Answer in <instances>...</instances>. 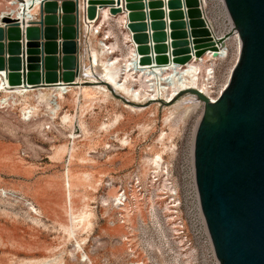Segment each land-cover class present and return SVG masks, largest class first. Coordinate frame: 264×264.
Masks as SVG:
<instances>
[{
	"label": "rangeland",
	"instance_id": "374dc122",
	"mask_svg": "<svg viewBox=\"0 0 264 264\" xmlns=\"http://www.w3.org/2000/svg\"><path fill=\"white\" fill-rule=\"evenodd\" d=\"M7 5L8 0H0V11ZM209 17L221 33L215 10ZM125 32L122 23L109 19L97 40L109 36L107 40L118 45L115 55L122 57L127 50ZM201 57V78L206 77V68H214L210 84L212 95L218 97L236 64V51L226 58ZM92 95L96 98L84 102L81 94L77 106L70 92L65 93L54 122L42 107L34 119L24 117L21 98L15 105L0 106V189L20 191L42 212L38 217L0 191V264H216L213 256L203 258L189 245L180 214L164 210L166 204L172 210L169 185L192 151L204 107L190 112L184 121L165 123L164 107L176 100L166 105L147 101L142 110H133L123 108L118 96ZM65 113L73 116L72 122L62 121ZM117 115L122 116L120 122L112 126ZM104 124L111 127L106 130ZM162 131L171 137L160 142ZM61 145L76 151L71 165L75 212H91L90 225L77 228L74 237L68 232L62 178L68 157L64 153L52 158ZM157 153L163 157L164 170L152 172L150 159ZM121 193L126 196L124 209L111 204L113 196ZM75 240L82 250H74ZM83 253L90 260L84 261Z\"/></svg>",
	"mask_w": 264,
	"mask_h": 264
},
{
	"label": "water",
	"instance_id": "95a60500",
	"mask_svg": "<svg viewBox=\"0 0 264 264\" xmlns=\"http://www.w3.org/2000/svg\"><path fill=\"white\" fill-rule=\"evenodd\" d=\"M38 19L1 17L0 73L10 87L75 84L81 71L78 0H38ZM242 48L229 82L204 109L194 135L202 210L220 264H264V0H225ZM87 17L127 10L142 63L191 58L189 39L215 49L198 0H87ZM21 24L23 29L21 28ZM167 28L169 32H167ZM169 43V44H168ZM216 55V53L214 54Z\"/></svg>",
	"mask_w": 264,
	"mask_h": 264
},
{
	"label": "bare ground",
	"instance_id": "6f19581e",
	"mask_svg": "<svg viewBox=\"0 0 264 264\" xmlns=\"http://www.w3.org/2000/svg\"><path fill=\"white\" fill-rule=\"evenodd\" d=\"M184 1V0H182ZM39 3L38 0H8L6 9L0 11V24L1 17L11 16L13 18L21 19L22 21H31L34 18L33 12L36 10V6ZM88 8V5H87ZM127 10L119 15L110 14L107 9L100 11L98 18L94 20L80 19L79 32H80V66L81 71L78 76L75 77L73 85L68 83H55L53 86L28 88L29 86H14L10 87L7 81V77L4 79L0 73V106H12L17 103V100L21 98L25 102V106L22 108L23 116L28 118L36 116L37 112L41 110V107L45 110L50 122L53 121L59 114L62 108V102L65 99L64 94L70 92L73 97L74 103L78 106L81 103V94L83 95L84 102L92 101L96 97L93 92L102 95L103 99L119 97V101L122 103L123 108L142 110V105L147 101H161V104L166 105L172 103V106L164 107L166 115L164 117L165 123L184 121V118L197 108L204 107L205 101L203 96L210 99V102H215L217 97L212 95L211 80L214 79V68H206V77L201 78V63L198 62L196 55L197 48L203 46L202 42L195 41V37L190 35L189 46L191 52V58L186 63H178L173 61L174 58L172 51H168L169 62L157 64L155 57L157 53L152 52V62L142 63L140 55L137 52L136 42L133 41L131 32L127 28ZM88 18V17H87ZM115 18L117 22L122 23V27L125 32V43L127 50L125 55L120 57L115 55L117 51V43L107 44L102 43V40H97L94 27L102 28L106 20ZM167 32L169 29L167 28ZM230 37L227 44H219L218 54L214 55L210 53L208 49H205L209 55L213 58L225 57V54L229 52V44L234 45L236 40H239L242 48V40L239 31L234 28L231 29L228 35H219V39ZM106 38H109L107 36ZM83 39V40H82ZM219 40V41H220ZM128 43V44H127ZM169 44V43H168ZM241 48L237 52L236 62L240 56ZM202 54L200 58L203 60ZM134 63L136 65H134ZM232 71V70H231ZM231 72L228 76L226 83L219 90L218 94L224 89L229 82ZM137 87L141 88L139 92ZM181 95V96H180ZM178 96H180L178 98ZM29 100H32L30 102ZM204 109V108H203ZM122 116L117 115L112 126L119 124ZM73 116L65 113L62 116V121L65 123L72 122ZM82 129H85L83 120L80 121ZM109 124H104L102 128L107 130ZM172 132V131H171ZM171 133L161 132L158 141L163 142L165 139L171 137ZM74 138L73 134H70ZM166 147V146H165ZM75 150L71 146L70 148L65 145H61L54 150L52 156L53 159L60 157L61 154L66 153L67 159L63 168V191L64 199L67 205V214L70 220V227L68 228L69 236L74 237V232L77 228L90 225L91 212L86 209L79 213L75 212L73 206V196L75 195L76 183L74 181L75 175L71 165L76 159ZM150 161L154 164V170H164L163 157L161 153L154 154ZM165 187L166 182H163ZM1 195L7 198H11L16 202H21L27 207L29 211L38 217L42 216L41 209L37 207L35 202L26 197L20 191L14 189H0ZM167 196V195H166ZM126 196L124 193L116 194L111 200V204L119 209H124ZM165 211H169V206L166 204ZM139 213V212H138ZM152 216L154 213L151 214ZM74 245V250H82L81 243L77 240ZM83 260H90L89 256L85 253L82 254ZM219 260V259H218ZM37 264H45L37 261ZM219 262V261H218ZM178 263V262H177ZM179 264V263H178Z\"/></svg>",
	"mask_w": 264,
	"mask_h": 264
},
{
	"label": "built area",
	"instance_id": "2783aa9c",
	"mask_svg": "<svg viewBox=\"0 0 264 264\" xmlns=\"http://www.w3.org/2000/svg\"><path fill=\"white\" fill-rule=\"evenodd\" d=\"M39 5L40 3L37 4L36 10L33 12L34 18L31 19V21L38 19ZM87 5V0H78L79 23L81 18L84 20V17H86V20H88ZM198 8L200 10L201 18L204 21V25L209 31V37L215 47V49H212L211 47H207V49L210 53L213 52V54H215L220 50L219 44H227L230 40V37L227 36V38L220 40L219 35H228L231 29L236 28V25L228 11L225 0H198ZM212 10H215L217 18L223 26V31L221 33L215 30L213 22L209 17L210 11ZM20 23H22L21 19ZM25 23L27 24L28 22L25 21ZM21 28L23 29L22 24ZM94 31L96 36H98L101 32V28L94 27ZM107 39L108 38H102V43L106 42L107 44H111ZM76 41L80 46V35ZM228 46L229 52H227L225 57L222 58H226L232 50L236 51L237 56V52L241 48L239 40H236L234 45L229 44ZM204 54L209 55V52L206 51ZM134 65L136 64L134 63ZM169 192V197H171L172 200L171 211H173L175 215H177V213L180 214V226L182 232H185L189 245L198 251L201 257L205 258V256L210 254L216 260V264H220L201 206L194 165V144L190 155L179 164L178 176L175 179V183L169 185Z\"/></svg>",
	"mask_w": 264,
	"mask_h": 264
}]
</instances>
